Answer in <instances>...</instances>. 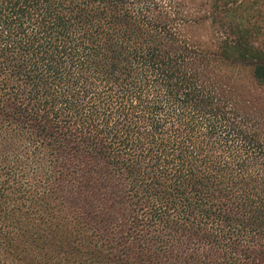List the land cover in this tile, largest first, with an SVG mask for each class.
Returning <instances> with one entry per match:
<instances>
[{
  "label": "trees",
  "instance_id": "1",
  "mask_svg": "<svg viewBox=\"0 0 264 264\" xmlns=\"http://www.w3.org/2000/svg\"><path fill=\"white\" fill-rule=\"evenodd\" d=\"M196 1L0 0V264H264L255 1Z\"/></svg>",
  "mask_w": 264,
  "mask_h": 264
},
{
  "label": "rangeland",
  "instance_id": "2",
  "mask_svg": "<svg viewBox=\"0 0 264 264\" xmlns=\"http://www.w3.org/2000/svg\"><path fill=\"white\" fill-rule=\"evenodd\" d=\"M201 0H197L196 3L200 2ZM255 4L254 7L256 12L252 15L253 21L261 27V34H259L256 39L255 43L264 48V0H254ZM259 10V11H258ZM193 34V33H192ZM201 41H205V34L198 33Z\"/></svg>",
  "mask_w": 264,
  "mask_h": 264
}]
</instances>
